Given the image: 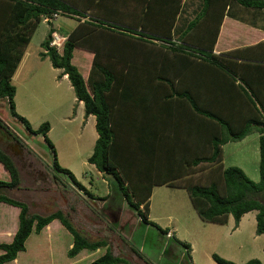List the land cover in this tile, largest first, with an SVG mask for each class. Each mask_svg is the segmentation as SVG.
Wrapping results in <instances>:
<instances>
[{
    "label": "trees",
    "instance_id": "trees-1",
    "mask_svg": "<svg viewBox=\"0 0 264 264\" xmlns=\"http://www.w3.org/2000/svg\"><path fill=\"white\" fill-rule=\"evenodd\" d=\"M231 3L249 9H264V0H202L195 17L182 23L181 31L177 34L182 0H0V100H7L10 116L20 122L29 134L43 138L52 154L54 171L65 174L74 186L82 189L89 197L93 196L70 171L58 164L55 148L48 137L49 123L44 122L33 130L28 121L16 112V88L11 82L26 47L43 18H51L54 14H74L85 18L84 21L78 20L79 23L67 34L59 48L50 46L56 33L54 28H50L41 43L42 55L49 59L54 69L61 70L62 75L67 76L76 100L83 103L84 116L95 117L97 138L87 163L112 179L109 199L114 210H117L116 207L120 208L125 201L143 224L154 226L161 233L167 234L168 229H161L149 220L152 186L161 182L160 184L169 187L185 188L193 209L204 222L224 225L228 217L232 216L237 226L244 214L257 211L256 234L264 235V206L259 198L261 196L264 200V104L250 80L251 67L258 64L237 63L236 51L214 54L219 29ZM158 9L161 15L154 18L152 14ZM129 43L132 45L127 54L125 49ZM141 44L146 45L141 47ZM76 49L81 51L80 56L87 61V66L89 64L83 74L72 64ZM145 51H150L151 59L147 69L150 73H155L154 69L158 72L160 70L159 74L162 76L158 80L164 83L174 84L171 76L177 74L175 69H178L179 75L188 67L191 68V74L196 77L194 83H191L196 91L195 95L191 93L189 97L188 94L177 91L174 95L191 100L194 114L211 123L212 128L216 126L218 130H222V134L225 133L220 138L212 135V139H207L210 144H204L206 153L191 161L189 178L179 177L175 182H169L153 177L150 172H142L130 155L133 150H123L118 143V131L113 127V104L119 96L131 89V82L125 76L135 75L144 69L134 59L145 58ZM85 53L92 54V58H85ZM211 69L227 75L233 85L238 79L239 84L235 85V89L245 97L246 105H251L253 119L249 117L246 123L239 124L242 117L250 116L245 104L233 115L213 114L202 109L196 94L205 87L202 77H206L207 71L210 72ZM240 125L242 129L236 130ZM0 128L16 142L20 141L1 120ZM252 128H257L260 134L258 182L252 181L239 167L223 166L222 145L228 141L242 140L250 134ZM138 149L142 150L140 147ZM0 165L9 176L6 181L0 180V191L3 188H18V171L10 157L1 150ZM199 166L205 167L200 169ZM204 169L208 170L207 173L203 172ZM195 176L198 178L195 179ZM0 204L19 209L18 227L11 242L0 243V264L14 261L18 253L25 250V242L30 234L33 231L39 233L53 220H58L72 237L67 257L73 258L82 250L104 249V253L89 264H129L127 260L114 256L106 241L89 242L61 211L47 216L28 215L26 204L2 194ZM178 242L190 257V245ZM133 250L141 257L138 251ZM211 258L216 264H236L216 254H212ZM243 264L262 263L251 259Z\"/></svg>",
    "mask_w": 264,
    "mask_h": 264
},
{
    "label": "rangeland",
    "instance_id": "rangeland-1",
    "mask_svg": "<svg viewBox=\"0 0 264 264\" xmlns=\"http://www.w3.org/2000/svg\"><path fill=\"white\" fill-rule=\"evenodd\" d=\"M197 4L200 7L202 0H197L193 8ZM199 7L196 11H199ZM240 7L247 13L251 12L249 8ZM181 17L180 23L178 21L177 34L181 31V24L191 20L181 19ZM45 19H42L26 47L30 58L26 60L22 75L18 74L17 80L12 81L16 88L15 110L28 121L33 130L44 122L49 123L48 137L55 148L58 164L70 171L93 196L89 197L82 189L74 186L65 174L54 171L52 154L43 138L40 135L29 134L20 122L10 116L6 99L0 100V120L7 124L9 130L20 141L14 142L15 140L1 128L0 150L14 163L20 184L15 189L3 188L0 194L26 204L28 215L46 216L60 209L66 213V215L62 214L80 233L84 226L85 230L89 231L87 232L89 235L101 232L103 229L106 236L104 238L97 236V239L106 241L110 252L114 256L127 260L129 264H216L211 258L212 254L236 264H243L251 259H257L264 264V235L256 234L257 211L244 214L237 226L232 216H229L224 225L204 222L193 209L187 190L169 186L164 189H153L149 215V220L156 226L169 230L167 234L161 233L154 226L143 224L136 213L128 208L125 201L120 208L116 207L117 210L113 211L112 202L109 199L112 179L87 163L93 151L96 131L89 125L83 128L79 123L80 118L75 119V112L72 111L74 97L72 89L66 80H61L59 86L56 84V81L60 80L57 77L62 73L56 71L49 59L42 55L41 43L49 29H55L56 42L59 43L63 37L66 39L67 34L76 27L80 17L74 14H57L56 17ZM49 22L51 23L48 24ZM144 45L146 44H141V47ZM145 50H147L146 46ZM149 52L145 51V59L148 62L151 61ZM80 54V50L74 51L72 64L83 74L89 64L87 66V61L81 58ZM219 54L216 53V55ZM154 71L158 74L161 72L155 69ZM137 95L143 96L141 92H137ZM27 148H30V153H27ZM137 154H139L138 150L130 152L133 158ZM226 155L227 159L231 158V151H226ZM237 156L239 158L244 156V161L239 164L245 166L247 176L252 181L258 182L259 169L256 162L258 155L255 149L244 146L238 150ZM205 166H199V168L203 169ZM207 171L203 170L204 173ZM8 178L7 174L3 176L0 171V180L6 181ZM197 178L195 176V179ZM176 179L170 182H175ZM68 189L75 192V196L70 192L65 194L63 190L69 191ZM107 193H109L108 196ZM78 195H82L83 198ZM259 198L264 206V200L261 196ZM82 201L91 209L93 208L94 213L100 217L104 223L101 225L102 229L83 225L84 215L81 211L86 209L82 207ZM12 218V214L8 212L5 219L0 221V243L9 241L7 229L12 225ZM64 233L56 232L53 235L51 258H45L48 262L46 264L49 262L50 264H68L70 258L67 257L66 248L72 238L68 233ZM81 234L84 235V231ZM178 241L190 245V257ZM44 245H46L45 242L37 240L26 242L27 250L20 255L19 264H45L42 255ZM133 249L138 251L141 257L136 255ZM87 254L90 257L94 255L90 252ZM88 262H90L89 259L85 257L77 264H88Z\"/></svg>",
    "mask_w": 264,
    "mask_h": 264
},
{
    "label": "crops",
    "instance_id": "crops-1",
    "mask_svg": "<svg viewBox=\"0 0 264 264\" xmlns=\"http://www.w3.org/2000/svg\"><path fill=\"white\" fill-rule=\"evenodd\" d=\"M196 2L197 0H183L181 10L178 14L177 23L178 21L180 23L181 16V19H193L196 12H198L196 11L197 7H199L197 4L196 7L193 8V5H195ZM233 4L235 3H231L226 9L225 16L219 29L217 42L214 47V54H224L236 51L235 61H237V63L247 62L258 64L256 67H251L250 80L264 104V9H251V12L247 13V11H244L240 5ZM160 15V9L154 11L152 14L154 18L159 17ZM131 43L127 44L128 48L125 49V51H128L127 54L131 50ZM91 55L92 54L85 53L84 57L90 59L92 58ZM28 58H30V54L25 50L23 58L19 63L11 82L17 80L18 74L22 75V69ZM134 60L143 65L144 69L135 75L130 74L125 76L126 80H130L129 82H131V89H128L124 95L119 96L115 104H113V127L116 132L118 131V143L122 145L123 150L126 148L125 150H129V152L130 150L139 151L138 147L142 148V150L144 149V152L140 149L139 154L135 155L134 158L132 157L138 163L142 172H150L153 177L169 182L172 179L179 177L189 178L191 176V161L196 160L199 156L201 157L206 153V147L204 144H206V146L207 144H210V141L207 142V139H212V135H214L215 138H220L222 135L225 136V133L223 132L222 134V130H218L216 126L212 128L211 123H208L202 117L194 114L191 110V100H188L186 97L174 95L175 91L188 94L189 97H191V93L192 95H195L196 91L191 87V83H194L196 77L191 74V68L188 67L179 75L178 69H175L174 71H176L177 74L171 76L173 77L174 84L170 85L158 80L162 74L156 72L150 73L147 69L150 65L145 58H135ZM55 70L62 73L61 70ZM207 74L206 77H202L206 84L205 87L201 92L196 94L198 102L203 107L202 109L213 114H237L238 110L241 109L242 104H247L245 97L240 95L238 90L235 89V85L239 84L238 79L235 85H233L229 79H227V75L226 77L222 72L215 69H211L210 72L207 71ZM57 78L60 79L59 81H56L58 86L60 85L61 80H66L72 89L66 75H61ZM137 92H141L143 96H138ZM73 96L72 111L74 110L75 112V119H78V117L80 118L79 123L82 124L83 128L89 125L95 129V117L92 115L85 117L83 103L78 102L75 95ZM244 100L246 103H244ZM246 106L247 110L249 108L250 116L242 117L239 124L246 123L249 117L253 119L252 116H254V112L251 105ZM4 124L6 123L4 122ZM239 129H242V125H240V128H236V130ZM259 137L260 134L257 128H252L250 134L245 136L242 140L228 141L223 144L221 148L223 152L224 168L236 166L241 168L247 175V170L244 168L245 166L239 164L244 161V156H240L241 158H239V156H237L238 150L244 146L253 147L255 153L258 155L256 162L259 163ZM96 138L97 134L95 135V139ZM29 149H26L27 153L30 151ZM226 151H231V158L227 159ZM0 171L3 176L4 174H7L1 165ZM252 171L254 173V170ZM160 183H156L152 187L151 198L154 188L164 189L168 187L167 185H162ZM63 191L65 194L70 192L71 195L75 196V192L72 190ZM108 194L109 193H107V195ZM78 196L83 198L82 195ZM81 204L82 207L86 209V211L83 209L81 211L84 215L83 225H92L98 227L96 229H102L101 225L104 223L101 221L100 217L96 215L97 213H94V209L85 205L83 201ZM58 210L61 211L60 209ZM78 211L80 212V210ZM8 212L13 216L12 225L7 229L9 243L18 227L19 209L6 204H0V221L5 219L6 213ZM61 212L64 213L63 211ZM64 214L66 215V213ZM83 231L85 233L84 235L81 234ZM83 231L79 233L90 242L99 241L97 236L101 238L106 236V234L103 233V229L101 230L103 234L98 232L89 235L87 233L89 231L85 230V226L83 227ZM56 232L68 233L58 220H53L39 233L33 231L26 241L37 240L46 243L42 250L45 264L48 263L45 258H51V243L53 235ZM170 232L172 233L173 229L170 230ZM34 235H36V237ZM26 242L25 250L18 253L16 259L10 262L11 264H19L20 255L27 250ZM71 246L72 239L69 240L67 244L66 254ZM87 252L93 253L94 255L90 257ZM1 253L2 252L0 251V254ZM103 253V249H98L96 251L82 250L77 256L70 258L68 264H77L78 261L85 257L89 259V264Z\"/></svg>",
    "mask_w": 264,
    "mask_h": 264
},
{
    "label": "built area",
    "instance_id": "built-area-1",
    "mask_svg": "<svg viewBox=\"0 0 264 264\" xmlns=\"http://www.w3.org/2000/svg\"><path fill=\"white\" fill-rule=\"evenodd\" d=\"M56 15H57V14H54L53 16L56 17ZM53 16H52V17H53ZM46 18H47V17H46ZM44 19H45V18H44ZM45 20H46V19H45ZM80 20H81V21H84L85 18H81V17H80ZM55 35H56V34L53 35V39H52L51 42H50V46H52V47L54 46V47H56V48H59V47L61 46V44L63 43V41L65 40V37H63L62 41L58 43V42H56L57 37H56Z\"/></svg>",
    "mask_w": 264,
    "mask_h": 264
},
{
    "label": "water",
    "instance_id": "water-1",
    "mask_svg": "<svg viewBox=\"0 0 264 264\" xmlns=\"http://www.w3.org/2000/svg\"><path fill=\"white\" fill-rule=\"evenodd\" d=\"M111 208L113 209V211H114V208L111 206Z\"/></svg>",
    "mask_w": 264,
    "mask_h": 264
}]
</instances>
